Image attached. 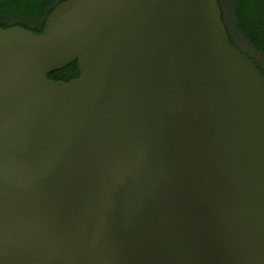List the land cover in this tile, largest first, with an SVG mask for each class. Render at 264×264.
<instances>
[{
    "label": "water",
    "instance_id": "water-1",
    "mask_svg": "<svg viewBox=\"0 0 264 264\" xmlns=\"http://www.w3.org/2000/svg\"><path fill=\"white\" fill-rule=\"evenodd\" d=\"M0 264H264V75L218 0L0 28Z\"/></svg>",
    "mask_w": 264,
    "mask_h": 264
},
{
    "label": "trees",
    "instance_id": "trees-1",
    "mask_svg": "<svg viewBox=\"0 0 264 264\" xmlns=\"http://www.w3.org/2000/svg\"><path fill=\"white\" fill-rule=\"evenodd\" d=\"M67 0H0V28L20 26L40 34L54 8ZM230 41L256 63L264 75V0H218ZM239 38L246 52L234 40ZM253 53V54H251ZM79 75L73 62L48 75L53 81L69 82Z\"/></svg>",
    "mask_w": 264,
    "mask_h": 264
},
{
    "label": "rangeland",
    "instance_id": "rangeland-1",
    "mask_svg": "<svg viewBox=\"0 0 264 264\" xmlns=\"http://www.w3.org/2000/svg\"><path fill=\"white\" fill-rule=\"evenodd\" d=\"M234 40L235 42L241 47L243 48L246 52L250 53L249 50L241 43V41L239 40V38H237L236 36H234ZM253 54V53H251Z\"/></svg>",
    "mask_w": 264,
    "mask_h": 264
}]
</instances>
